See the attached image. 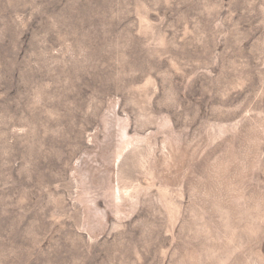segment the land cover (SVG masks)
<instances>
[{"label":"rangeland","instance_id":"374dc122","mask_svg":"<svg viewBox=\"0 0 264 264\" xmlns=\"http://www.w3.org/2000/svg\"><path fill=\"white\" fill-rule=\"evenodd\" d=\"M0 264H264V0H0Z\"/></svg>","mask_w":264,"mask_h":264}]
</instances>
